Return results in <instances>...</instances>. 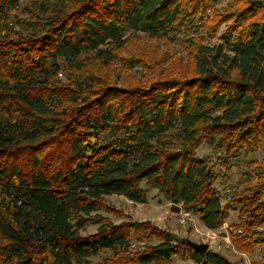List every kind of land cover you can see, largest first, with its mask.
I'll use <instances>...</instances> for the list:
<instances>
[{"label":"trees","instance_id":"16d2710c","mask_svg":"<svg viewBox=\"0 0 264 264\" xmlns=\"http://www.w3.org/2000/svg\"><path fill=\"white\" fill-rule=\"evenodd\" d=\"M216 1L0 0V264H91L134 240L159 243L123 264L175 256L231 264L175 244L148 222L102 224V198L145 204L141 184L211 231L225 207L238 209L237 228L250 240L233 242L245 252L251 237L264 246V161L246 159L261 173L248 194L223 205L213 188L219 173L194 154L206 143L228 171L233 158L264 147V0L221 14L211 13ZM21 3L27 19L11 15ZM227 22L220 42L206 45ZM179 33L192 54L190 76L131 88L100 77L130 37L173 42ZM119 61L146 63L142 54ZM91 224L97 232L82 236Z\"/></svg>","mask_w":264,"mask_h":264},{"label":"rangeland","instance_id":"374dc122","mask_svg":"<svg viewBox=\"0 0 264 264\" xmlns=\"http://www.w3.org/2000/svg\"><path fill=\"white\" fill-rule=\"evenodd\" d=\"M28 6L29 4L27 3H21L18 9L13 11L11 15L17 16V18L27 19L29 13L26 8ZM244 6V0H218L212 2L211 7L213 8L211 9V13L213 10H216L219 14L223 13V10L233 13L243 9ZM259 18H261V13L255 17V19ZM228 24L230 22L221 25L215 37H206L205 44L210 46L218 44L224 28ZM129 39L130 41L125 49L117 53L116 60L104 67H99L98 72H100V77L104 79V83L107 82L118 87L131 88L132 86H137L139 82L141 85H147L152 80L178 77L179 72L185 73V75L191 73L193 58L192 54H190L189 44L182 41L181 33L177 35L173 42L148 39L139 34L137 37H130ZM140 54L143 55V60L146 62L143 63L145 67L140 65L133 69H128L124 68L119 61V58L124 59L131 55L137 57ZM219 153H215L212 147L206 143H202L194 150L197 158L205 159L209 167L214 172L219 173V179L213 184V188L219 196L220 204L225 205L226 201L233 194H248L249 189L247 188H252L255 185L256 177L261 173V170L259 168L256 169L257 172L254 169L251 170L254 164L248 168L246 159L261 164L264 161V147H261L249 158H245L243 155H238L236 159L233 158L228 171L223 170L221 167L218 159ZM141 187L144 190L145 204H135L117 195L104 196L101 201L102 209L95 213V215L101 219L102 224L108 223L114 226L124 224L128 221L134 223L148 222L155 228L170 234L172 242L175 244L186 239L194 243L208 244V250L217 252L231 264H263L264 246L255 245L256 240H254V237H251L253 242L248 244L249 248L252 247L253 251L251 252L242 251L232 240L233 236L238 235L243 238L249 236V239H245L246 242L250 240L249 232L245 233L243 229L237 228L238 224H243L242 220L238 217V209L232 210L231 208L225 207L226 219L219 228L211 231L202 225L197 214L185 213L182 209L179 214L171 212L170 208L173 205L166 201L160 193L154 189L147 188L144 184H141ZM178 206L181 208V205ZM97 228L98 225L96 224L88 225L81 232V235H92L97 232ZM1 241L0 238V243ZM157 243L159 241L145 243L134 240L131 241L127 250L123 251L120 249L104 252L90 259V263L123 264L124 261L133 259L136 254L145 250L148 245ZM169 264L195 263L175 256Z\"/></svg>","mask_w":264,"mask_h":264},{"label":"water","instance_id":"95a60500","mask_svg":"<svg viewBox=\"0 0 264 264\" xmlns=\"http://www.w3.org/2000/svg\"><path fill=\"white\" fill-rule=\"evenodd\" d=\"M171 212L174 213H180L181 212V208L179 206L173 205L170 208ZM185 243L196 253L198 254H205L208 249H209V245L208 244H203V243H194L188 239L185 240Z\"/></svg>","mask_w":264,"mask_h":264}]
</instances>
